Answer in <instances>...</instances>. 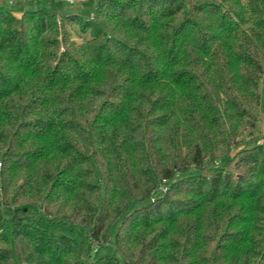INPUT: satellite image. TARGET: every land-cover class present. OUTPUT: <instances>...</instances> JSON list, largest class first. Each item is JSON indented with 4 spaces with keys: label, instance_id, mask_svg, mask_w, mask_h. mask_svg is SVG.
<instances>
[{
    "label": "trees",
    "instance_id": "1",
    "mask_svg": "<svg viewBox=\"0 0 264 264\" xmlns=\"http://www.w3.org/2000/svg\"><path fill=\"white\" fill-rule=\"evenodd\" d=\"M12 3L0 264H264V0Z\"/></svg>",
    "mask_w": 264,
    "mask_h": 264
},
{
    "label": "rangeland",
    "instance_id": "2",
    "mask_svg": "<svg viewBox=\"0 0 264 264\" xmlns=\"http://www.w3.org/2000/svg\"><path fill=\"white\" fill-rule=\"evenodd\" d=\"M95 0H89L86 2H81L79 4V7H76L77 3L69 4L66 2H62L61 0H15L9 7L11 9H15L17 12L25 9H33V8H39V7H48L49 9L59 12V13H66L71 10H78V12L83 15L87 16L91 11V5L93 4ZM6 0H0V5H6ZM74 5V6H73ZM17 16L20 15V13H16ZM68 28L70 29L72 38L76 42H81L83 40V37H79L78 35V24L73 23V25L68 24ZM263 118L260 114H256V122L255 126L252 129L247 130L242 138L244 140H249L255 136L263 135L264 134V125H263ZM260 139V138H258ZM262 139V138H261ZM222 164V161H218L215 166H220ZM51 232L54 234H66L68 233L67 229L62 226H54L51 228ZM107 244V243H106ZM109 244V242H108ZM95 247V246H94ZM94 249V248H93ZM92 249V250H93ZM113 252V248L111 245H106L104 248H102L99 251V254H110Z\"/></svg>",
    "mask_w": 264,
    "mask_h": 264
},
{
    "label": "built area",
    "instance_id": "3",
    "mask_svg": "<svg viewBox=\"0 0 264 264\" xmlns=\"http://www.w3.org/2000/svg\"><path fill=\"white\" fill-rule=\"evenodd\" d=\"M13 0H6L7 3H12ZM69 2L85 1V0H66Z\"/></svg>",
    "mask_w": 264,
    "mask_h": 264
}]
</instances>
